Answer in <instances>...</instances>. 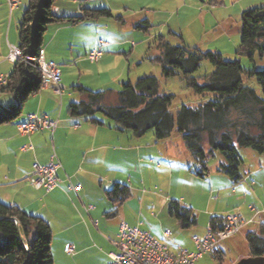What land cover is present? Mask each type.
Listing matches in <instances>:
<instances>
[{
  "label": "crops",
  "instance_id": "1",
  "mask_svg": "<svg viewBox=\"0 0 264 264\" xmlns=\"http://www.w3.org/2000/svg\"><path fill=\"white\" fill-rule=\"evenodd\" d=\"M71 1L69 5L64 0H56L54 14L57 17L81 16V9H105L111 17L89 19L77 25L58 23L47 27L42 47L43 59L59 67L62 92L56 94L50 84L42 86L24 102L21 115L15 122L0 125V202L16 206L48 223L52 233L53 264L107 263L121 222L149 233L172 250L179 245L194 252L193 237H204L212 217L222 219L217 225L219 228L228 214L218 205H214L213 211L209 213L199 210L195 205L198 197L194 186L191 198L185 188L179 190L181 182L196 185L199 176H194L192 170L195 166L196 171L200 170L182 141L172 140L170 136L158 142L154 134L136 137L131 132H120L111 120L105 122L102 115L100 119L97 115L96 118L103 124L94 125L84 118H71L67 108L70 103L81 100L72 90L74 86L93 92L107 91L106 102L111 104L121 85L127 80L132 82L130 62L135 67L153 68L155 64L149 61V57L156 51L152 50L153 41L149 43L151 37L148 29H141L144 22L150 25L169 24L165 37H174L169 33L178 34L181 44L193 48L195 45L186 39L190 32L184 28V24H204L206 20H211L212 24L227 31L228 24L234 22L225 14L227 11L232 13V10L219 8H223V0H208L207 3L204 0H109L100 1L102 4L99 5L88 3L84 7L83 3L78 5ZM243 1L251 3L243 7L242 11L237 9L235 13L240 16L245 10L264 7V0ZM237 2L240 5V0L234 3ZM28 4V0H19L17 7L10 11L6 0H0V78L10 73L16 61L13 59L11 62L7 56L10 46L17 49L18 25ZM75 5L79 6L80 13ZM217 9L218 13L211 12ZM6 18L8 24L4 23ZM114 23L122 24L119 32L123 36L130 30L147 32L148 38L144 39L148 44L146 49L132 42V50L125 51L126 39L111 35ZM172 24H177V27ZM165 32L162 30L163 36ZM99 45L102 46V57L98 62H89L87 54ZM14 104L11 94H0L1 107L9 109ZM32 115L57 121L56 129L52 133L41 131L29 136L20 135L17 125ZM52 156L61 164L57 171L60 182L54 190L46 192L43 188L31 185V171L34 163L47 165ZM221 161L213 167V173L218 176L210 174L206 180V189L210 188V194L218 193L214 198L215 204L222 197L223 189L231 188V195H236L237 185L243 180L241 176L239 182L233 183L227 176L217 173L216 168ZM78 185L77 191L71 188ZM115 185L127 186L130 190L129 199L116 205V209L105 193ZM243 189L250 191L245 192V195L254 192L247 184ZM206 193V206L210 208L213 205L207 200ZM171 201L193 210L195 226L187 230L180 228L168 213ZM220 212H224L223 217ZM236 214L245 224L242 231L219 244L195 264H235L249 257V251L241 253L242 246L235 248L237 257L234 260L226 259L229 248L235 242L242 245L239 240L241 235L247 244L246 234L257 232L264 226V211H257L248 205L239 207ZM164 233L168 234L167 238ZM68 244L73 247L71 254L64 251Z\"/></svg>",
  "mask_w": 264,
  "mask_h": 264
},
{
  "label": "trees",
  "instance_id": "2",
  "mask_svg": "<svg viewBox=\"0 0 264 264\" xmlns=\"http://www.w3.org/2000/svg\"><path fill=\"white\" fill-rule=\"evenodd\" d=\"M55 1L29 0L19 22L17 49L20 58L5 77V84L0 85V94L15 93L17 101L9 109L0 110V125L14 122L21 115L24 102L41 88L37 59L49 25H77L89 19L111 17L105 9H81V16L57 17L53 11ZM142 25L144 31L151 27L147 22ZM169 35L181 39L178 34ZM153 49L156 54H150L149 61L160 67L162 79L178 77L192 93L206 101L196 108L182 106L174 115L170 111L174 96L165 94L159 80L149 74L133 83H123L116 93L115 104L106 102L107 91L72 87L81 100L69 104L68 116L102 125L96 118L99 114L111 120L118 131L131 132L136 137L152 130L158 142L169 139L176 130L184 147L200 166L197 176L203 178L208 174L207 162L217 152L222 161L216 172L233 183L239 182L242 159L238 149L264 154V70L245 69L239 59L229 61L214 51H201L183 43L172 46L163 35L154 39ZM237 53L251 63L256 58H264V7L241 13ZM202 61H208L213 71L196 77L194 74ZM251 82L259 87L261 96L249 86ZM105 193L115 209L130 197L127 186L115 185ZM168 213L183 230L196 224L193 210L177 201L170 202ZM221 221V218L212 217L209 225L216 229ZM51 239L50 226L42 218L0 202V264H53ZM245 239L249 257H264V226L257 232H248Z\"/></svg>",
  "mask_w": 264,
  "mask_h": 264
},
{
  "label": "rangeland",
  "instance_id": "3",
  "mask_svg": "<svg viewBox=\"0 0 264 264\" xmlns=\"http://www.w3.org/2000/svg\"><path fill=\"white\" fill-rule=\"evenodd\" d=\"M64 1L68 2L67 4L71 5L70 4L72 2L71 0H64ZM204 1L207 3L208 0H204ZM234 2L235 0H223V4H222L223 8L222 6H219V8L223 9L224 11H225L224 8L226 9L229 8V10H232V13L231 11H227L228 13L225 14L226 17L230 16L232 21L234 22L233 24L232 23L228 24L227 31L226 29H222L218 27L216 24H212L211 20L209 21L206 20L204 24H184L186 25L184 28L188 29L190 32V34H188V37L186 39L188 43L190 42L193 45H195L193 46V48H197L201 51L217 52L221 54L224 59L229 60V61L239 59L241 61L242 67L245 69L254 68L255 70H258V71L264 70V58L263 59L256 58L254 60V63H251L246 57L239 55L237 53L239 49V44H240V14L235 13V12L236 11L238 12L237 9L242 11V8L250 4L251 1L247 2V1L240 0V5H239V2H237L236 4ZM88 3L97 4V5L102 4V3H99L98 1H90V0L87 1L86 0L83 2L82 7H84V5ZM75 7L77 8L78 13H80L78 9L79 6L75 5ZM218 10L219 9L211 11V12L218 13ZM4 23L8 24V18H6V22ZM13 24H15V20H13ZM167 25L169 24L151 25V27L147 31L149 32L150 37H151L150 38L151 41L149 43H151L152 41L154 42V39L157 36L162 35V30L164 32L166 31L164 33V36L167 35V28H166ZM172 25L173 26L175 25L177 27V24H172ZM113 26H115L116 28L112 27L111 35H114L115 38L117 39H121V40L126 39L127 44L125 46V49H126L125 51L132 50L130 47V43L132 42L136 44V46L138 45L143 46L145 49L148 46L147 42L146 43L144 42V39L148 38L146 36L147 32H143L142 30L140 31L130 30L126 33L125 36H123L122 33L119 32V29L122 28V24L114 23ZM224 31H226V34ZM168 40L172 46L181 45L179 38L173 37V38H169ZM91 63H95V62H91ZM130 64H131V67H129V70L131 72L130 80H132V83L135 82L136 79L142 77L143 75H149L150 73L154 74L153 68H155L156 74H154V76L157 75V77L156 76L155 77L159 80L160 89L165 94H170L174 96V99L170 106V111L174 115H176L177 111L182 106L196 108L201 103L206 101V99H203L195 95L194 93H192V91L186 87L185 83L180 78L175 77L171 79H162L160 76V67L157 64L153 65V68L146 67V66L145 67L144 66L135 67L133 62H130ZM212 71H213V68L210 65V63L208 61H202L200 63L199 70L194 74V76L201 77V76L209 75ZM249 86L252 87L259 96H261V91L255 82L249 83ZM115 103H116V99H113L111 101V104H115ZM1 108L5 109L0 106V110ZM97 118L100 119L101 116L98 114ZM102 119L105 120V122L109 121L108 119H104L103 117ZM112 124L114 123L112 122ZM146 134H154V132L151 130V131H148ZM171 136H172L171 137L172 140L178 139V141L181 143V140L176 130L172 132ZM204 147L207 149L206 144H204ZM238 152L242 159V164L240 166L239 171H240V175L243 177V180L237 185L238 192L236 195H231L230 193L231 188H229L228 190L223 189L222 197H220L219 201L216 202L215 204L214 198L218 196V193L210 194L209 192L210 188L208 189L207 187L208 190L206 189V186H207L206 180L208 179L210 174L211 176H218L216 175V173H213L214 172L213 167H215V165L220 160H222L221 156L217 152H215L214 156L211 157L207 162V168L211 173L208 172V174L205 175V177L203 178L197 177L198 183L196 185L191 184L189 182L188 183L181 182V188H179V190H181L182 188H185L188 192L187 194L188 197L191 198L192 197L191 192L193 191V186L196 187L195 193L198 198L195 201V205L199 210L205 211V213H209L213 211L214 205H218L221 209H223V211L227 210L225 212L226 214H230V213L236 214V211L239 210V207L242 208L248 205L254 207L257 211H264V154H257L251 149H242V148L238 149ZM196 170H197V166H195L192 170V173L194 176L196 175V172H197ZM250 175H252L251 178H249ZM218 178H221V177H218ZM246 184L250 190H254L253 194L251 193V194L245 195V192H248V189H243L244 185ZM175 188L176 187H174L173 189ZM205 190L207 191V193ZM205 193L207 194L206 196L207 200H209L211 202V205H213L210 208L206 206ZM244 195L246 196L245 198L243 197ZM220 213H221L220 216L223 217L224 212H220ZM239 240L242 242V245H239L238 241L235 242V244L229 248L230 252L227 253L226 259L232 261L237 257L236 256L237 252L235 251L236 247L240 248L243 246L241 249V253H248L247 244L244 243V237L242 235L239 237Z\"/></svg>",
  "mask_w": 264,
  "mask_h": 264
},
{
  "label": "built area",
  "instance_id": "4",
  "mask_svg": "<svg viewBox=\"0 0 264 264\" xmlns=\"http://www.w3.org/2000/svg\"><path fill=\"white\" fill-rule=\"evenodd\" d=\"M73 1L81 5L86 0ZM6 3L11 11L17 7L19 0H6ZM14 51H16V47L10 46L7 59L11 62H13ZM102 53V46L99 45L87 54V59L88 61H99ZM39 55V64L42 66L41 87L48 84L53 85L54 92L60 95L62 87L60 85L61 71L59 67L44 61L42 49ZM4 82L5 78H0V83ZM56 126L57 121L55 120H51L46 116L32 115L28 117L27 121L19 123L17 130L20 135L29 136L41 131L52 133ZM60 168L61 164L55 156L51 157L47 165L34 163L31 171V185L43 188L46 192H51L60 182L57 176V171ZM79 187V185L71 186L74 191H77ZM244 225L237 214L230 213L225 217L221 227L213 229L209 225L202 239L193 237L195 251L189 252L179 245L174 246L172 250L167 244L155 240L149 233L121 222L118 228L117 240L112 242L113 251L109 254V261L105 264H195L198 259L213 252L219 244L239 234ZM164 237L167 238L168 234L164 233ZM64 251L71 254L73 251L72 245H66Z\"/></svg>",
  "mask_w": 264,
  "mask_h": 264
},
{
  "label": "water",
  "instance_id": "5",
  "mask_svg": "<svg viewBox=\"0 0 264 264\" xmlns=\"http://www.w3.org/2000/svg\"><path fill=\"white\" fill-rule=\"evenodd\" d=\"M12 98H13L14 102L17 101V97H16L15 93L12 95ZM235 264H264V257H257V258L248 257V258H244V259L239 260Z\"/></svg>",
  "mask_w": 264,
  "mask_h": 264
},
{
  "label": "bare ground",
  "instance_id": "6",
  "mask_svg": "<svg viewBox=\"0 0 264 264\" xmlns=\"http://www.w3.org/2000/svg\"><path fill=\"white\" fill-rule=\"evenodd\" d=\"M20 58V52L16 49V51L13 52V59L17 60ZM97 60H90V62H96ZM37 62H38V70L41 74V80H42V66L39 64L40 62V56L39 58L37 59ZM1 84H5V83H0Z\"/></svg>",
  "mask_w": 264,
  "mask_h": 264
}]
</instances>
